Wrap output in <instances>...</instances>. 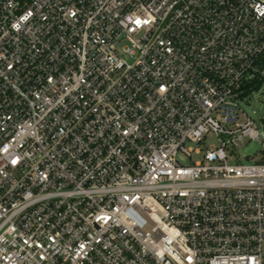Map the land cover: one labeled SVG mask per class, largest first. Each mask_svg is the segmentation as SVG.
<instances>
[{
  "label": "built area",
  "instance_id": "obj_1",
  "mask_svg": "<svg viewBox=\"0 0 264 264\" xmlns=\"http://www.w3.org/2000/svg\"><path fill=\"white\" fill-rule=\"evenodd\" d=\"M258 80L264 0H0V264H264Z\"/></svg>",
  "mask_w": 264,
  "mask_h": 264
},
{
  "label": "rangeland",
  "instance_id": "obj_2",
  "mask_svg": "<svg viewBox=\"0 0 264 264\" xmlns=\"http://www.w3.org/2000/svg\"><path fill=\"white\" fill-rule=\"evenodd\" d=\"M255 82H261L262 84L257 88ZM248 84H250L249 88L246 87ZM243 87L244 93L242 94L243 102L241 105L258 122V124L261 125L264 123V80L246 83ZM191 145L195 146L194 144ZM263 149L264 148L259 141L248 140L236 149L238 158L234 157V161L241 163L254 162L259 158L258 156ZM194 158L199 159L200 155H194ZM179 161L182 164L191 163L190 159L185 158L182 155L179 156Z\"/></svg>",
  "mask_w": 264,
  "mask_h": 264
},
{
  "label": "trees",
  "instance_id": "obj_3",
  "mask_svg": "<svg viewBox=\"0 0 264 264\" xmlns=\"http://www.w3.org/2000/svg\"><path fill=\"white\" fill-rule=\"evenodd\" d=\"M255 86L257 87V88H259L260 87V85L262 84L261 82H255ZM253 85V84H252ZM249 86H250V84H248L246 87L247 88H249Z\"/></svg>",
  "mask_w": 264,
  "mask_h": 264
}]
</instances>
